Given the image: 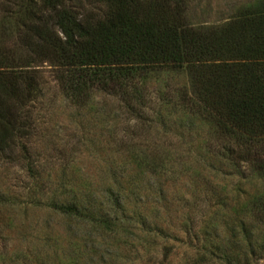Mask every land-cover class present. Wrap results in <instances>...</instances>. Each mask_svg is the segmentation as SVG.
I'll return each mask as SVG.
<instances>
[{"label": "rangeland", "instance_id": "1", "mask_svg": "<svg viewBox=\"0 0 264 264\" xmlns=\"http://www.w3.org/2000/svg\"><path fill=\"white\" fill-rule=\"evenodd\" d=\"M42 1L0 0L1 45L41 89L21 111L27 135L0 156V264H264V171L217 154L214 130L181 102L185 70L150 72L136 131L114 97L76 105L23 46ZM263 1L186 0L184 19L220 27Z\"/></svg>", "mask_w": 264, "mask_h": 264}, {"label": "trees", "instance_id": "2", "mask_svg": "<svg viewBox=\"0 0 264 264\" xmlns=\"http://www.w3.org/2000/svg\"><path fill=\"white\" fill-rule=\"evenodd\" d=\"M185 1L43 0L23 46L54 64L63 97L79 106L96 95L114 97L138 124L134 131L148 122L150 72L185 70L191 93L181 92V102L214 130L217 154L263 172L264 1L207 29L185 22ZM27 67L0 42V156L19 148L29 128L21 111L40 97L39 77ZM63 208L79 214L75 205Z\"/></svg>", "mask_w": 264, "mask_h": 264}]
</instances>
